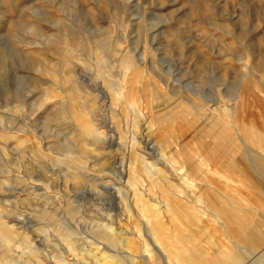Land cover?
I'll list each match as a JSON object with an SVG mask.
<instances>
[{
	"label": "rangeland",
	"instance_id": "1",
	"mask_svg": "<svg viewBox=\"0 0 264 264\" xmlns=\"http://www.w3.org/2000/svg\"><path fill=\"white\" fill-rule=\"evenodd\" d=\"M0 264H264V0H0Z\"/></svg>",
	"mask_w": 264,
	"mask_h": 264
},
{
	"label": "bare ground",
	"instance_id": "2",
	"mask_svg": "<svg viewBox=\"0 0 264 264\" xmlns=\"http://www.w3.org/2000/svg\"><path fill=\"white\" fill-rule=\"evenodd\" d=\"M197 240V242H198V240L199 239H196ZM162 241H163V243L169 248V249H174V248H172L173 246H176V245H178V244H182L183 242H184V240L182 239V236L181 235H179V237H176V240H175V242H173L171 239H169V238H164V239H162ZM231 254V253H230ZM208 257V254H206V258Z\"/></svg>",
	"mask_w": 264,
	"mask_h": 264
}]
</instances>
